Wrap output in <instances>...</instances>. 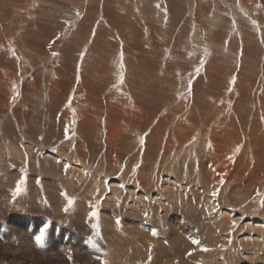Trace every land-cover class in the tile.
<instances>
[{
  "label": "rangeland",
  "instance_id": "1",
  "mask_svg": "<svg viewBox=\"0 0 264 264\" xmlns=\"http://www.w3.org/2000/svg\"><path fill=\"white\" fill-rule=\"evenodd\" d=\"M262 201L263 0H0L3 246L44 219L81 264H264Z\"/></svg>",
  "mask_w": 264,
  "mask_h": 264
},
{
  "label": "bare ground",
  "instance_id": "2",
  "mask_svg": "<svg viewBox=\"0 0 264 264\" xmlns=\"http://www.w3.org/2000/svg\"><path fill=\"white\" fill-rule=\"evenodd\" d=\"M263 2H264V0H263ZM222 218H224L225 220L229 219L227 214H226V216L225 215L222 216ZM28 222H29L28 218L20 217V216H13L11 218V220L8 221L9 224H12V223L13 224H22V226H24V227L29 226ZM39 222H40L39 223L40 229L42 226H46V222L44 221V219H40ZM12 225H10V226H12ZM55 227H56V229H55V232L53 231L54 233L52 231H49V234H51V238L49 239L48 235L44 236L41 240L38 241L39 245L36 244V241H34L31 238V235L29 233H28L29 235L28 234L26 235L27 241H34L35 245L38 246L41 250V254H37V253L32 254L36 258H32L31 256H30V258H28L29 255H25V256H22L20 258V257H18V252H16L13 249L12 250L7 249L1 243H0V255L6 259L10 258L9 261H11V262L16 261L19 258L23 264H51L47 260L53 261L52 259L55 260V262H56L55 264H66L68 261H71V263H68V264H81V263H86V262L91 263V262L95 261L97 257L99 259L100 254H99L98 248L95 249V247L90 242L86 241L85 239H83L81 237L79 239V238H77L78 237L77 235H74L73 233H69L66 230H61V228H57L56 224H55ZM33 230H34V228H33ZM22 233H23V231H22ZM5 235H6V237H8L10 234L5 233ZM243 235L244 234L240 235L241 236L240 237V245L243 246V244H244V247H246V246H249L250 244H252L253 242H257V237H254V235L252 233L245 235V236H243ZM30 243L32 245V242H30ZM26 245H27V243H26ZM47 248H50L56 254L55 255L49 254L48 252L45 251ZM31 249L34 250L35 248L32 246ZM238 250L240 252H242V255H244V253H245V257L249 258L250 255H249V252H247L248 251L247 249L240 248ZM78 251H79V253H78ZM46 254H47V256H46ZM69 254L71 255V258H69ZM39 260H42V261L39 262ZM75 260H78L79 263H77V261L74 262Z\"/></svg>",
  "mask_w": 264,
  "mask_h": 264
},
{
  "label": "snow or ice",
  "instance_id": "3",
  "mask_svg": "<svg viewBox=\"0 0 264 264\" xmlns=\"http://www.w3.org/2000/svg\"><path fill=\"white\" fill-rule=\"evenodd\" d=\"M53 55L55 56V55H57V53H53ZM81 55H83V53H82ZM121 57H122V53H121ZM121 67H122V65H121ZM196 71L199 72L200 69L198 68ZM122 79H123V77L121 76V80H122ZM140 143H141V144L143 143V138H141ZM66 167H67V166H66ZM24 182H25L24 179L21 178V180L17 183V187H16L15 192H14V194H13L14 197H15L16 194H18L20 191H22L21 185H23ZM62 195H65V196H66L68 206H71V205L73 204V198H71V197H67V194H66V193H62ZM261 203L264 204V201H262ZM67 210H68V209H67V207H66V208H65V211H67ZM90 216H92V217H96V216H97L96 211H92V212L90 213ZM93 227H94V229L96 230V235L99 236V235H100V230H99V225H98V223H97V224H94ZM45 232H46V226H42L41 229H40V231H39V233H38V235L36 236L37 241H39V240L42 239V237H43V235L45 234ZM193 243H194V244H198L199 242L196 241V240H193ZM203 250H204V251H207L208 249H203ZM69 258H71V255H70V254H69Z\"/></svg>",
  "mask_w": 264,
  "mask_h": 264
}]
</instances>
